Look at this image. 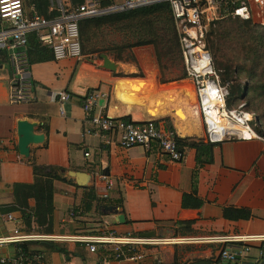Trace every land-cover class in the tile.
Masks as SVG:
<instances>
[{
	"label": "crops",
	"instance_id": "0c3cea01",
	"mask_svg": "<svg viewBox=\"0 0 264 264\" xmlns=\"http://www.w3.org/2000/svg\"><path fill=\"white\" fill-rule=\"evenodd\" d=\"M22 1L26 16L52 18L56 15L50 0ZM57 1L65 7L79 5V0ZM99 1L108 7L123 0ZM94 58L31 64L34 100L10 104L8 91L12 74L7 53L0 52V207L14 204L13 185L33 183L31 161L64 170L62 181L53 183L54 195L48 206L46 226H38L32 220L27 227L20 211H14L22 220L21 230L63 238L102 235L120 238L149 234L161 237L264 236V139L230 140L215 145L212 163L198 169L193 148H184L181 162H173L155 145L149 149L132 147L126 150L114 145L104 146L99 133L84 135L88 125L84 121L82 98L92 90L104 95L93 114L101 113L110 118L129 115L137 121L162 118L158 125L164 128L167 120L178 140L206 141L199 113V130L193 135L181 136L173 111L165 101L172 91L191 92L178 85L159 87L153 74L137 79L133 77L136 65L124 66L109 60L112 66L100 68ZM59 91H67L72 96L63 107L64 115L59 113L56 101ZM20 121H27L32 125V133L43 137L41 143L30 144L27 157L21 155L17 147ZM68 171L85 173L86 185L78 187L69 182L65 176ZM100 175L114 183L106 200L100 199L106 193ZM193 187L195 196L203 201L199 208L191 206L196 204L190 199ZM89 191L96 195L102 206L97 208L93 203L91 210L84 213L82 203ZM20 200L29 210L37 212L33 199L21 196ZM103 206L117 208L124 216V223H118L116 215L105 213ZM224 208L249 210L251 218L226 220ZM70 211L74 212L73 216L69 215ZM13 226L1 223L0 235L9 233ZM25 245L40 252L44 264H172L174 259L171 247L147 248L143 261L130 263L114 260L110 246L91 253L73 241ZM249 246L248 256L256 258L260 242ZM16 247L0 248V257L14 259Z\"/></svg>",
	"mask_w": 264,
	"mask_h": 264
},
{
	"label": "built area",
	"instance_id": "2783aa9c",
	"mask_svg": "<svg viewBox=\"0 0 264 264\" xmlns=\"http://www.w3.org/2000/svg\"><path fill=\"white\" fill-rule=\"evenodd\" d=\"M56 15L46 18L40 15L26 16L22 0H0V52L7 53L11 71L8 100L10 104L30 103L34 100L31 80V63L28 56V39L33 35L38 44L50 52L54 61L83 58L79 23L84 19L126 13L157 4L170 8L178 36L180 57L184 76L195 93L196 107L207 143L218 145L230 140H261L258 128H254V115L244 110L227 107L228 86L220 80L213 66L206 38L212 27L221 20L231 18L251 21L264 26V0H123L120 4L102 7L99 0H84L81 5L65 7L57 0H50ZM72 98L67 91H59L56 101L59 113L64 115V105ZM104 95L89 91L82 98L84 121L88 125L84 135L99 133L104 146L121 149L143 147L157 149L173 162H181L183 151L179 150L173 131L161 128L157 122L123 120L107 117L93 109ZM88 156V152L84 154ZM99 179L105 183L106 193L100 199H108L113 181L105 175ZM70 216L74 215L70 211ZM11 223L13 228L0 235V248L22 243H43L73 241L83 245L91 253L110 246L112 257L118 262L138 263L144 260L147 248L176 246L183 244H220L217 258L223 262L244 259L250 251V243L263 242L264 236L235 237H161L111 235L78 236L63 238L42 233H28L21 230V218L15 212H3L0 207V224ZM0 264H44L42 255L14 259L0 257Z\"/></svg>",
	"mask_w": 264,
	"mask_h": 264
},
{
	"label": "trees",
	"instance_id": "16d2710c",
	"mask_svg": "<svg viewBox=\"0 0 264 264\" xmlns=\"http://www.w3.org/2000/svg\"><path fill=\"white\" fill-rule=\"evenodd\" d=\"M77 3L80 5L83 3V0H79ZM101 6L107 7V4L101 3ZM135 23L137 24L138 31H141V33L135 43L117 47L119 57L123 52L135 47L153 46L156 60L159 63L161 57L160 51L167 45L161 33V29L165 30L166 26L169 28L174 49L180 57L178 36L170 8L165 3L139 8L126 13L82 20L79 23V35L83 55L92 53L91 39L94 31L100 30L105 26H115L118 24L126 26ZM207 36L206 48L212 56L215 67L217 70L221 68L225 69V79L226 77H230L235 82V86L232 87L228 99L232 98L231 103L241 100L247 101L248 105L246 106H251L254 112L261 111V113L255 116V122H260L264 118V26L257 25L251 21L227 18L217 22ZM28 56L31 64L53 60L50 52L41 47L33 35H30L28 39ZM118 60L121 59L119 58ZM133 77H137V75ZM240 78L244 79V85L238 83ZM182 79H185V76ZM228 99L227 107L229 108L231 103H229ZM123 120L128 121L130 118L126 117ZM164 122L166 124L164 129L173 131V128L167 124V120ZM176 141L180 151H183L184 148L196 150L197 169L212 163L214 144L195 141L184 142L177 138ZM31 167L33 183L30 185H13L14 204L11 207L1 209L3 212L20 211L21 217L27 227H30L32 220H34L36 225L45 227L49 214L48 206L51 205L54 195L53 183L54 181H62L64 170L59 167L40 166L34 161H31ZM21 196L33 199L37 212L29 210L26 204L21 202ZM190 199L196 203L191 206L199 208L203 204V201H200L195 196L194 187ZM93 203H96L97 208H101L102 206L96 195L92 191H89L82 203V212L88 213ZM183 206L188 205L183 204ZM223 218L229 221L249 220L251 212L246 209L224 208ZM178 224L185 225V228L189 227L183 222H178ZM45 232H49V229H45ZM16 249L17 256L32 257L36 254L42 255L36 250L29 249L25 243L17 245ZM258 251L259 256L257 258H250L248 261H243L245 257L236 262L223 263L216 257L195 259L187 264H264V241L260 243ZM172 264H180L178 263L176 252H174Z\"/></svg>",
	"mask_w": 264,
	"mask_h": 264
},
{
	"label": "rangeland",
	"instance_id": "374dc122",
	"mask_svg": "<svg viewBox=\"0 0 264 264\" xmlns=\"http://www.w3.org/2000/svg\"><path fill=\"white\" fill-rule=\"evenodd\" d=\"M140 33L141 31H138L136 23L126 26L121 24L115 26H105L100 30L94 31L91 39L92 53H90L89 55H83V58L93 59V57H95L94 60L99 62L98 66L100 68H105L106 66L104 64V59L122 63L124 64V66L136 65V69L133 73L137 75V79H145L147 76L153 74L155 82L159 87H165L167 85H178L185 88L186 92H191L192 94L186 93V95L190 97V101H192V104L196 109L194 90L192 89L191 84L188 81L182 79L184 77V71L181 57H179V55L176 53V50L174 49L168 26H166L165 30L161 29V33L167 45L165 46V48H163L162 51H160L161 57L159 59V63L156 60L153 46L135 47L129 51L127 50L123 52V54H121V56L119 57L117 47L135 43ZM119 58L121 60H118ZM213 66L219 73L221 82L224 85L228 86V92L229 94H231V89L235 86L234 80L230 77H226L225 79L224 75L226 73V70L223 68L217 70L214 63ZM238 83L244 85V79L240 78L238 80ZM228 101L229 103H231L232 98L228 99ZM240 105H244V110L253 114L254 118L257 114L261 113V111L254 112L251 106H246L248 105V102L244 100L231 103L229 108L237 109ZM196 113L198 115L197 110ZM167 117L171 120H174V118L171 116ZM130 118L133 119L131 116ZM161 119L162 118L156 120ZM253 127L258 128L259 134L261 133V137L264 139V118L260 122H257L256 124L254 123ZM200 237L203 238L205 236ZM163 247H171L173 251L176 252L178 263L187 264L188 262L195 259L216 258L222 246L220 244L196 243ZM250 258L253 257L247 255L245 261H248Z\"/></svg>",
	"mask_w": 264,
	"mask_h": 264
},
{
	"label": "water",
	"instance_id": "95a60500",
	"mask_svg": "<svg viewBox=\"0 0 264 264\" xmlns=\"http://www.w3.org/2000/svg\"><path fill=\"white\" fill-rule=\"evenodd\" d=\"M104 64L107 66H112V64L109 62V60L104 59ZM129 117V115H125L118 118H126ZM142 121V122H146ZM158 121V120H153ZM17 134H18V141H17V147L18 151L21 155L27 157L29 155V146L30 144H38L43 141V137L41 135H35L32 133V125L29 124L27 121H20L17 125ZM67 180L69 182H74L78 187H84L86 185L87 175L82 172H73L68 171L67 174ZM103 211L105 213L114 214L117 216L118 223H124V216L118 212V209L112 206H103ZM147 237L155 236L154 234L144 235Z\"/></svg>",
	"mask_w": 264,
	"mask_h": 264
},
{
	"label": "bare ground",
	"instance_id": "6f19581e",
	"mask_svg": "<svg viewBox=\"0 0 264 264\" xmlns=\"http://www.w3.org/2000/svg\"><path fill=\"white\" fill-rule=\"evenodd\" d=\"M167 96L165 101L168 102L173 111V116L176 118L179 134L187 136L196 133L200 126L198 115L185 91L175 90Z\"/></svg>",
	"mask_w": 264,
	"mask_h": 264
}]
</instances>
